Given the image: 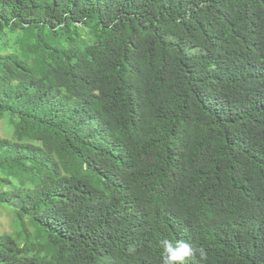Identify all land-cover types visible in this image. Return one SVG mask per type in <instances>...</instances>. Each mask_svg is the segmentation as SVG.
Masks as SVG:
<instances>
[{"label":"trees","instance_id":"16d2710c","mask_svg":"<svg viewBox=\"0 0 264 264\" xmlns=\"http://www.w3.org/2000/svg\"><path fill=\"white\" fill-rule=\"evenodd\" d=\"M0 264H264V0H0Z\"/></svg>","mask_w":264,"mask_h":264},{"label":"clouds","instance_id":"9594fccd","mask_svg":"<svg viewBox=\"0 0 264 264\" xmlns=\"http://www.w3.org/2000/svg\"><path fill=\"white\" fill-rule=\"evenodd\" d=\"M162 264H197V258H204L206 251L203 247H194L184 239H162L160 241Z\"/></svg>","mask_w":264,"mask_h":264},{"label":"rangeland","instance_id":"374dc122","mask_svg":"<svg viewBox=\"0 0 264 264\" xmlns=\"http://www.w3.org/2000/svg\"><path fill=\"white\" fill-rule=\"evenodd\" d=\"M0 136H10L9 131L6 130L2 119H0ZM11 218L12 214L6 208H0V231L8 233L13 231Z\"/></svg>","mask_w":264,"mask_h":264}]
</instances>
